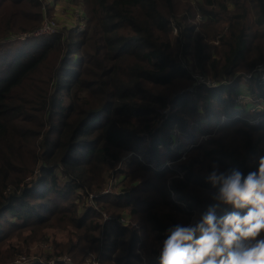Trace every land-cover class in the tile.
<instances>
[{"label": "trees", "instance_id": "obj_1", "mask_svg": "<svg viewBox=\"0 0 264 264\" xmlns=\"http://www.w3.org/2000/svg\"><path fill=\"white\" fill-rule=\"evenodd\" d=\"M84 2L80 32L21 41L43 23L45 0H0V243L19 228L30 240L59 229L68 240L36 264L66 254L86 264L91 253L159 264L167 229L214 203L211 165L247 175L264 156V107L254 124L235 104L250 72L244 88L264 103L254 72L264 65V0H234L233 12L232 0ZM110 178L119 186L103 192Z\"/></svg>", "mask_w": 264, "mask_h": 264}, {"label": "clouds", "instance_id": "obj_2", "mask_svg": "<svg viewBox=\"0 0 264 264\" xmlns=\"http://www.w3.org/2000/svg\"><path fill=\"white\" fill-rule=\"evenodd\" d=\"M205 182L214 203L198 220L167 229L159 264H264V156L247 175L214 162Z\"/></svg>", "mask_w": 264, "mask_h": 264}, {"label": "rangeland", "instance_id": "obj_3", "mask_svg": "<svg viewBox=\"0 0 264 264\" xmlns=\"http://www.w3.org/2000/svg\"><path fill=\"white\" fill-rule=\"evenodd\" d=\"M50 0H45V6H44V19L43 23L46 21H49L50 19L54 20L56 23V28L54 29V33H46V35H52L55 33H60L62 32L65 36L68 34H75V32H80V26L85 24L84 27L86 26V15H87V8L85 7V2L84 0H60V2L57 3H49ZM187 2L191 4H195L197 0H182V4L186 5ZM234 0H232V4H229V11L233 12L234 10ZM251 15L249 16V21L254 20V14L256 13V9L251 7ZM196 20V19H195ZM195 22V21H194ZM226 22L223 23L222 29L223 30ZM42 25V23H41ZM41 27V26H40ZM198 29V27H197ZM28 31L31 30H22L19 32L17 37H21L24 34H27ZM178 30L175 31L173 30V35L177 34ZM44 36V35H43ZM15 36V39L17 38ZM34 38V37H30ZM18 39V38H17ZM25 41V40H21ZM211 44H216L214 41ZM72 70V69H71ZM197 70V69H195ZM197 72V71H196ZM252 72H250L251 74ZM258 73L261 74V76L264 78V70L261 68L258 70ZM263 73V74H262ZM246 74V78H243L240 80L239 83L235 85V88H237L236 94H235V104L236 107L239 110H246L247 113L251 114L250 122L254 124H259L263 118H260V116L256 115V111L264 107V103L261 99H258L256 95L253 93V90L251 89L248 90L247 88H244V85L246 84V81L250 79ZM238 77V76H237ZM236 78V76H235ZM67 79V78H66ZM264 82V79H262ZM223 93V92H222ZM215 109L218 112L220 111L219 103L215 105ZM223 119L225 116L222 117ZM177 132H179V129H177ZM201 137H204L202 135H199L200 139ZM203 139V138H202ZM192 143H187L183 148L182 151L184 152L188 147H190ZM175 146V145H174ZM132 153L129 154L128 157H131ZM167 158L165 161V166H168V164L172 163L171 160H168ZM168 163V164H167ZM110 182L108 183V188L114 189L116 185H118L119 180L116 181L111 179L109 180ZM119 186V185H118ZM92 198V196H91ZM90 203L92 204V200L90 199ZM124 216H126L128 219H130L129 213L126 210L125 212L122 213ZM8 221H12L14 224L13 226H18L20 224L19 220L12 219L11 215L7 216ZM131 220V219H130ZM3 227H7V223L5 222ZM59 230V229H57ZM57 230H50L49 238L44 240H30L28 237V234L30 233L29 231L23 230L21 228L11 231L7 238L0 243V264H36V262L40 258V262L42 263L43 260L50 254V252L53 250L54 244H52V241L55 239L60 242H66L68 240L67 238V233L66 232H60ZM26 249V252H21L18 253L17 255L13 258L6 259V256L9 257V252L13 250H18L20 248ZM7 254V255H6ZM6 255V256H5ZM68 255V254H66ZM70 256V255H69ZM7 257V258H8ZM25 257V260H24ZM20 259V262L17 260ZM88 259V258H87ZM73 260V258H72ZM73 263L76 264L73 260ZM105 263V262H104ZM87 264V262H86ZM108 264V263H105Z\"/></svg>", "mask_w": 264, "mask_h": 264}, {"label": "built area", "instance_id": "obj_4", "mask_svg": "<svg viewBox=\"0 0 264 264\" xmlns=\"http://www.w3.org/2000/svg\"><path fill=\"white\" fill-rule=\"evenodd\" d=\"M84 25L80 26V29L82 30L84 28ZM56 23L54 20L50 19L49 21H46L44 23H42L41 27L35 31V32H28L27 34L22 35L21 37H17L20 40H27L30 37H37V36H42V35H46V33L50 32L52 33L54 31V29L56 28ZM177 31V29L175 30ZM54 33V32H53ZM49 34V33H48ZM216 43H218V41H216ZM263 69L264 70V65L259 64L257 66V68H255V71L257 74L259 69ZM263 74V73H262ZM261 75V74H259ZM248 76H252L251 74H248ZM193 77L194 79L198 82V83H204L207 84L209 86H214L216 83L214 82V80L208 76L207 74L201 73V72H194L193 73ZM111 188H107L105 189L103 192H108ZM98 194H91L92 197H95ZM121 223L123 224H130V219H128L126 216L122 215L121 218H119ZM25 260V257H24ZM18 262H20V259L17 260ZM50 261V264H59V263H64V264H74L72 257L69 255H63L59 258H52ZM87 264H105L104 262L101 261V259H99L95 254L91 253L90 256L87 259Z\"/></svg>", "mask_w": 264, "mask_h": 264}, {"label": "crops", "instance_id": "obj_5", "mask_svg": "<svg viewBox=\"0 0 264 264\" xmlns=\"http://www.w3.org/2000/svg\"><path fill=\"white\" fill-rule=\"evenodd\" d=\"M57 3V2H60V0H50L49 3Z\"/></svg>", "mask_w": 264, "mask_h": 264}]
</instances>
